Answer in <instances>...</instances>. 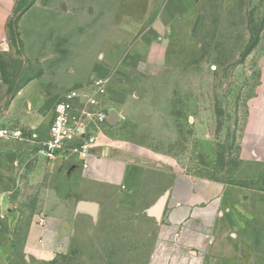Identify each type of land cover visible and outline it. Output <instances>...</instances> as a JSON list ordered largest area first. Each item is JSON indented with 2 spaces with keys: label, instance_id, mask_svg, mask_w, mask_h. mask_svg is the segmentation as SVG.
<instances>
[{
  "label": "rangeland",
  "instance_id": "rangeland-1",
  "mask_svg": "<svg viewBox=\"0 0 264 264\" xmlns=\"http://www.w3.org/2000/svg\"><path fill=\"white\" fill-rule=\"evenodd\" d=\"M33 1L0 0V128L18 125L3 117L21 89L42 93L46 107L50 96L69 89L64 82L72 65L78 78L102 59L115 62L126 54L83 27L84 18L89 25L110 24L101 20L100 11L110 12L101 0H36L30 7ZM63 1L74 15H62ZM147 1L119 0L126 10L118 22L126 15L141 18ZM192 6V38L146 53L136 71L110 81L106 106L116 108L112 90L130 99L116 108L120 120L107 134L135 164L165 163L230 184L222 220L153 244L154 222L138 212L134 242H127V220L119 219L112 224L119 230L114 242L97 243L94 234L80 232L68 252L36 264H264V168L242 167L239 156L253 107H264V0H198Z\"/></svg>",
  "mask_w": 264,
  "mask_h": 264
},
{
  "label": "crops",
  "instance_id": "crops-1",
  "mask_svg": "<svg viewBox=\"0 0 264 264\" xmlns=\"http://www.w3.org/2000/svg\"><path fill=\"white\" fill-rule=\"evenodd\" d=\"M101 1L110 8L106 14L100 11L101 20L103 16L105 22L109 18L110 24L99 21L89 25L84 18L83 27L91 28L89 32L95 29L104 42L114 47L120 45L126 54L115 62L102 59L100 65L93 64L78 78H72L78 71L72 65L65 88L77 87L96 76L109 80V92L110 81L136 71L146 53L164 51L172 42L184 43L193 37L190 15L192 5L198 0H148L141 18L126 15L124 23L117 20L122 9L119 0ZM61 9L62 15L64 12L74 15L64 1ZM91 16L90 20L96 18V14ZM114 47L111 53L115 52ZM71 79L74 80L70 83ZM113 91L114 107L124 108L129 95ZM58 97L50 96L51 103L45 107L43 100L47 97L42 93L30 95L21 89L3 117L5 122H17L14 126L22 128L26 136H35L30 140L0 138V264L51 260L68 252L80 232L85 237L94 234L97 243L114 242L119 230H113L116 225L112 224L119 219L127 220L126 235L132 238L127 242H134V220L138 212L154 222L149 237L153 244L165 242L168 236L179 239L189 230L207 231L222 220L224 197L230 184L172 171L165 163H158L157 167L135 164L132 157L115 149L109 137V144L99 147L87 160V168L77 156L45 158L38 148L47 138ZM103 107L109 112L116 110L105 104ZM239 146L242 167L264 168V107H253ZM165 195L164 209L157 217L152 209ZM82 200L98 203L97 214L90 208L80 209L78 204ZM121 211L122 216L117 214ZM41 218L45 219L44 224L40 223Z\"/></svg>",
  "mask_w": 264,
  "mask_h": 264
},
{
  "label": "built area",
  "instance_id": "built-area-1",
  "mask_svg": "<svg viewBox=\"0 0 264 264\" xmlns=\"http://www.w3.org/2000/svg\"><path fill=\"white\" fill-rule=\"evenodd\" d=\"M109 80L93 77L79 86L63 91L55 103L48 135L39 145V153L47 159L72 156L87 160L104 145H108L107 129L110 112L103 107ZM16 126L0 128L1 139L30 140L35 136ZM44 224L45 219L41 218Z\"/></svg>",
  "mask_w": 264,
  "mask_h": 264
},
{
  "label": "water",
  "instance_id": "water-1",
  "mask_svg": "<svg viewBox=\"0 0 264 264\" xmlns=\"http://www.w3.org/2000/svg\"><path fill=\"white\" fill-rule=\"evenodd\" d=\"M119 120V115L117 114L116 111L112 110L110 112V117H109V124H115ZM166 203V195L158 202V204L152 209V213L156 215L157 217H160L162 214V211L164 209ZM78 207L80 209L84 208H90L93 211V214H97L99 204L96 202H90V201H80L78 204Z\"/></svg>",
  "mask_w": 264,
  "mask_h": 264
},
{
  "label": "trees",
  "instance_id": "trees-1",
  "mask_svg": "<svg viewBox=\"0 0 264 264\" xmlns=\"http://www.w3.org/2000/svg\"><path fill=\"white\" fill-rule=\"evenodd\" d=\"M35 1H36V0H34V1L30 4V7L34 4ZM254 47H255V43L250 44V45L247 47L244 56H247L248 54H250V53L252 52V50L254 49Z\"/></svg>",
  "mask_w": 264,
  "mask_h": 264
}]
</instances>
